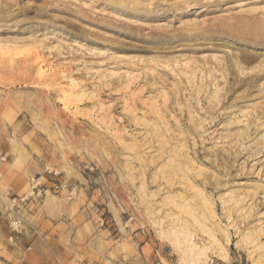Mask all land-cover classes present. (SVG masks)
I'll return each mask as SVG.
<instances>
[{"label": "rangeland", "instance_id": "374dc122", "mask_svg": "<svg viewBox=\"0 0 264 264\" xmlns=\"http://www.w3.org/2000/svg\"><path fill=\"white\" fill-rule=\"evenodd\" d=\"M0 258L264 264V0H0Z\"/></svg>", "mask_w": 264, "mask_h": 264}, {"label": "built area", "instance_id": "2783aa9c", "mask_svg": "<svg viewBox=\"0 0 264 264\" xmlns=\"http://www.w3.org/2000/svg\"><path fill=\"white\" fill-rule=\"evenodd\" d=\"M32 193H33V188H32ZM25 199H27V196L26 195H24V196H20V197H15V198H13L12 199V201L15 203L16 201H24ZM20 224H21V222H20V220H13V221H11L10 222V227H11V229H12V231H13V233H15V234H17V233H19L20 232ZM13 238V235H11L10 237H9V239H12Z\"/></svg>", "mask_w": 264, "mask_h": 264}, {"label": "crops", "instance_id": "0c3cea01", "mask_svg": "<svg viewBox=\"0 0 264 264\" xmlns=\"http://www.w3.org/2000/svg\"><path fill=\"white\" fill-rule=\"evenodd\" d=\"M9 252H12V253H13V251H11V250H9ZM0 261H1V262H4L3 259H1V258H0Z\"/></svg>", "mask_w": 264, "mask_h": 264}]
</instances>
